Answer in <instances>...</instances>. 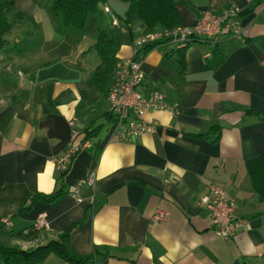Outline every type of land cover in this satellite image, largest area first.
Returning a JSON list of instances; mask_svg holds the SVG:
<instances>
[{"label": "crops", "instance_id": "0c3cea01", "mask_svg": "<svg viewBox=\"0 0 264 264\" xmlns=\"http://www.w3.org/2000/svg\"><path fill=\"white\" fill-rule=\"evenodd\" d=\"M173 1L178 25L184 27L203 11L233 3L241 8L242 35L217 44L198 40L182 50L165 43L149 46L141 63V90L161 92L178 112L148 109L145 119L155 123V130L132 141L108 138L107 93L95 87L92 74L100 63L94 44L99 30H106L100 14L113 26L108 7L118 21L113 27L126 29L117 14L126 20L130 38L118 40L119 62L131 56L132 40L144 32L133 6L106 0L93 13L90 32L83 25L74 40L75 28L61 31L41 14L28 18L35 33L27 40L9 46L4 39L0 218L8 217L11 226L0 228V243L33 249L81 221L69 237L71 248L77 255L98 248L93 260L81 264H264V198L247 171L249 161L264 155V121L249 112L264 108V0ZM72 131L76 142L87 146L59 181L54 158L71 141ZM88 178L94 185L83 184L74 195ZM211 184L235 203L234 216L248 223L229 239L215 235L199 205ZM59 188L65 194L56 202L36 201L24 209L32 192L51 194ZM157 210L168 214L154 221ZM39 217L45 227L23 235ZM33 264L73 263L50 253Z\"/></svg>", "mask_w": 264, "mask_h": 264}, {"label": "built area", "instance_id": "2783aa9c", "mask_svg": "<svg viewBox=\"0 0 264 264\" xmlns=\"http://www.w3.org/2000/svg\"><path fill=\"white\" fill-rule=\"evenodd\" d=\"M112 17V25H118L117 19L112 15L108 7L104 8ZM241 8L233 3H228L220 10L203 11L191 26H175L168 29H157L143 32L139 37L132 40L131 56L116 63L112 80L107 90L109 103L108 113L111 124L108 129V138L119 141H132L144 133L155 130V123L145 119L148 109H167L171 113H177L175 105L167 104L164 95L151 90L147 95L141 88L144 81V71L141 68L144 53L149 46L160 43L169 45L172 49H184L195 41L203 40L217 44L227 38H241ZM1 52V48H0ZM18 77L22 73L17 71ZM77 132L72 131L71 141L54 158L58 173H64L69 168L75 154L87 144H79ZM87 184L94 185V180L88 178L77 184L74 195H78V188ZM78 197V196H77ZM199 205L210 217V225L216 236L229 239L240 227L247 226V220L236 218L234 212L235 203L229 199L226 193L219 187L211 184L206 193L200 198ZM167 212L157 210L153 215L154 221L163 220ZM11 222L8 217L0 218V228H9ZM45 227L43 217L37 218L31 225L22 231L23 235L38 232Z\"/></svg>", "mask_w": 264, "mask_h": 264}, {"label": "trees", "instance_id": "16d2710c", "mask_svg": "<svg viewBox=\"0 0 264 264\" xmlns=\"http://www.w3.org/2000/svg\"><path fill=\"white\" fill-rule=\"evenodd\" d=\"M119 1L127 3L135 8L136 15L144 27V32L172 28L178 26L180 23L179 15L173 0ZM105 2L106 0H52L49 7L51 11L59 15L61 27L82 29L86 16L90 13L99 11V8L102 7ZM14 3L15 0H0V48L3 47L5 43L3 36L10 28L8 14L13 8ZM116 16L118 20L125 25L126 29H128L126 20L118 14ZM111 31L112 30H99L97 40L94 44V49L100 58V63L92 74V81L95 87L105 94L107 93L108 85L114 74L117 63L116 54L120 48L118 39L113 36V32ZM178 63L183 67L182 56L179 57ZM249 112L257 115L261 121H264V108ZM211 131L216 134L215 140H217L219 136V127L214 126ZM92 132L93 130L85 132L83 139H87ZM102 145L103 143L99 144L97 149L99 150ZM96 156L97 155H95V157ZM247 171L253 181L255 189L260 196L264 198V155L249 161L247 163ZM66 172L58 173L59 181H61ZM64 194L65 192L60 188L51 194L32 192L28 204L24 209L30 208L36 201L54 203ZM80 222L65 226L59 231L55 239L49 240L45 244L38 245L33 249L24 250L17 246L0 243V264L40 263L50 253H54L73 264H81L93 260L98 253L97 247H94L93 253L90 255H77L69 244V237ZM34 233L35 232H31L28 235L32 236Z\"/></svg>", "mask_w": 264, "mask_h": 264}, {"label": "rangeland", "instance_id": "374dc122", "mask_svg": "<svg viewBox=\"0 0 264 264\" xmlns=\"http://www.w3.org/2000/svg\"><path fill=\"white\" fill-rule=\"evenodd\" d=\"M51 1L52 0H15L13 8L8 14V18L10 21V28L8 32H6L3 36V38L6 40V43L9 46H13V45L17 46L16 40H20V42H23L28 39L31 32L35 33L33 22L31 20H28V18L29 17L38 18L39 14H41L45 23H47L48 21L49 23L55 24L57 27L58 26L60 27L59 15L51 11L49 7ZM20 13L25 14L26 18L21 17ZM100 15H101V23L103 24V26L106 28L107 31L112 30L111 32H113V36L116 37L119 41L122 42L130 38L129 33L125 28H123L122 26H117V27L111 26L110 18L104 14H100ZM93 17H94L93 13H91L89 14L87 20L85 21L84 23V26L86 29L85 33H89L90 30L92 29L93 24H94ZM18 18L20 19L18 20ZM131 22L133 24V21ZM56 26H55V29H56ZM63 29L64 27H60L61 31ZM74 31L76 33L72 32V34H70L71 37H74L73 40L75 39L76 35H79V36L81 35L80 29L78 30L75 28ZM92 53L93 55L96 56L95 51H93ZM103 132L104 130H102L101 133Z\"/></svg>", "mask_w": 264, "mask_h": 264}]
</instances>
